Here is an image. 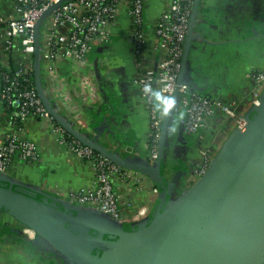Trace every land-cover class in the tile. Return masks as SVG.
Returning <instances> with one entry per match:
<instances>
[{
	"label": "crops",
	"instance_id": "obj_1",
	"mask_svg": "<svg viewBox=\"0 0 264 264\" xmlns=\"http://www.w3.org/2000/svg\"><path fill=\"white\" fill-rule=\"evenodd\" d=\"M169 3L170 0L145 1L142 58L135 55L129 5L125 4L112 26L111 38L94 52L97 100L85 102L76 94L72 97V108L77 114L72 125L133 163L155 164L157 161L150 158L152 121L149 105L133 79L138 73L156 75L159 49L155 26ZM13 6L14 0H0V15H11ZM103 57L108 61L102 68L99 62ZM79 70L84 69H78L70 62L60 64V81L65 87L70 84L67 79L78 80ZM261 71H264V0H198L182 72L183 82L217 100L234 103L237 116L246 117L256 105L255 89L258 88L260 96L264 93L254 77ZM78 86L77 83L72 91L79 89ZM180 97L176 98L168 118L162 164L172 185L174 202L196 182L193 163L201 157L202 150L209 148L217 157L238 128L237 119L229 118L219 110L202 138L185 134ZM170 103L171 100L165 108L164 119ZM8 123L9 115L0 96V144ZM25 134L37 143L40 158L37 161L16 159L11 169L13 181L63 201H69L71 192L96 184L95 167L62 145L43 119L28 118ZM217 142L218 150L213 152L212 147ZM188 172L191 173L189 179L185 178ZM130 175L139 179L138 184L143 189L134 187L133 191H128L125 186L118 185L123 213L133 214L138 208L146 207L147 218L158 202L159 188L148 175L134 170H130ZM192 176L195 181L191 180ZM182 179L185 190L179 193L175 189ZM0 264L75 263L10 212L0 208Z\"/></svg>",
	"mask_w": 264,
	"mask_h": 264
},
{
	"label": "built area",
	"instance_id": "obj_2",
	"mask_svg": "<svg viewBox=\"0 0 264 264\" xmlns=\"http://www.w3.org/2000/svg\"><path fill=\"white\" fill-rule=\"evenodd\" d=\"M145 1H67L52 9L42 19L38 31V21L61 0H14L12 14L0 15V96L9 110H6L9 123L0 144V175L11 177V169L16 159L37 161L40 158L37 143L25 134L26 120L39 117L44 121L48 120L50 131L62 145L75 156L89 161L96 169V184L71 192L69 202L100 211L126 226L146 218V207L138 208L136 213L127 215L123 213L121 206L122 193L118 185L125 186L128 191H133L134 187L142 190L139 179L131 177L130 170L82 144L61 126L44 104L35 78L38 37L40 75L46 97L52 107L73 124L77 116L72 108L73 94L82 97L85 102L98 98L95 90L94 52L111 38L112 26L125 4L129 5L135 55L142 58L145 43ZM197 3L198 0H170L155 26L159 49L156 75L150 72L138 73L133 79L149 105L152 121L150 158L154 161L159 158L157 142L162 132L165 108L178 87L185 134L202 138L219 110L229 118L237 119L238 128L246 123V117L237 116L234 103L217 100L184 82L179 85L184 68L185 42ZM107 61L103 57L99 62L100 66L105 67ZM65 62L85 70H79L77 81L67 79L66 82L70 83L68 87L60 81V64ZM254 77L259 85L264 84V71ZM77 83L79 89L72 91ZM254 95L257 105L261 99L258 88ZM213 158L209 148L202 150L201 157L193 164V172L197 177L207 172Z\"/></svg>",
	"mask_w": 264,
	"mask_h": 264
},
{
	"label": "water",
	"instance_id": "obj_3",
	"mask_svg": "<svg viewBox=\"0 0 264 264\" xmlns=\"http://www.w3.org/2000/svg\"><path fill=\"white\" fill-rule=\"evenodd\" d=\"M67 1L71 0H61L47 10L37 23V31L42 19ZM191 37L192 21L184 65ZM35 78L44 104L61 126L113 163L148 175L159 188V199L151 216L126 226L100 211L45 194L42 198V193L28 187L30 192L15 190L20 184L0 175V208L75 264H263L264 93L246 116L245 125L237 128L213 158L207 172L174 202L162 164L167 122L179 87L162 125L156 163H133L84 135L52 107L42 86L38 37Z\"/></svg>",
	"mask_w": 264,
	"mask_h": 264
},
{
	"label": "rangeland",
	"instance_id": "obj_4",
	"mask_svg": "<svg viewBox=\"0 0 264 264\" xmlns=\"http://www.w3.org/2000/svg\"><path fill=\"white\" fill-rule=\"evenodd\" d=\"M260 91H261V92L264 91V84L261 85V89H260ZM44 122H46V123L48 124V120H46V121H44ZM217 146H218V142L215 144V146L212 147V151H213V152L218 150V149H217V148H218ZM212 156L214 157L213 153H212ZM194 161H196V159H195ZM193 164H194V163H193ZM170 172H171V171H170ZM190 174H191V173L188 172V173L185 175V176H186L185 178L189 179ZM195 177H196L197 179L199 178V177H197L196 175H195ZM195 177L192 176V177H191V178H192L191 180H192V181H193V180L195 181V180H196ZM183 183H184V179H182V181L178 182L177 188L175 189V190H179V193H180V191L183 192V191L185 190V186H184ZM120 187H122V186H120ZM175 190H174V191H175ZM159 195H160V192L158 191V196H159ZM263 264H264V262H263Z\"/></svg>",
	"mask_w": 264,
	"mask_h": 264
},
{
	"label": "trees",
	"instance_id": "obj_5",
	"mask_svg": "<svg viewBox=\"0 0 264 264\" xmlns=\"http://www.w3.org/2000/svg\"><path fill=\"white\" fill-rule=\"evenodd\" d=\"M34 75L32 74V77H33ZM4 105H5V108L7 107L6 106V104L4 103ZM6 110H8L7 108H6ZM9 111V110H8ZM157 144H159V142H157ZM97 155H99V153H96ZM3 184H5V185H9V183L8 182H2ZM14 189L15 190H19V191H22V190H26V191H29L25 186H22V185H18V186H15L14 187ZM30 192V191H29ZM31 193H33V194H35L34 192H31ZM46 196H44L43 194H42V198H45ZM48 201L49 202H51V199H48Z\"/></svg>",
	"mask_w": 264,
	"mask_h": 264
}]
</instances>
